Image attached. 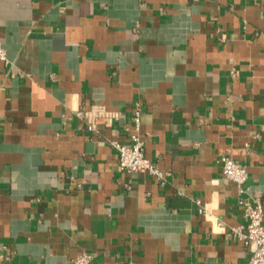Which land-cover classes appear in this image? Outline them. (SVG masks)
I'll return each instance as SVG.
<instances>
[{
  "label": "crops",
  "instance_id": "crops-1",
  "mask_svg": "<svg viewBox=\"0 0 264 264\" xmlns=\"http://www.w3.org/2000/svg\"><path fill=\"white\" fill-rule=\"evenodd\" d=\"M0 41V264L248 261L231 228L241 196L264 216V0H0ZM131 132L163 183L119 169Z\"/></svg>",
  "mask_w": 264,
  "mask_h": 264
},
{
  "label": "built area",
  "instance_id": "built-area-1",
  "mask_svg": "<svg viewBox=\"0 0 264 264\" xmlns=\"http://www.w3.org/2000/svg\"><path fill=\"white\" fill-rule=\"evenodd\" d=\"M0 60L7 61L5 48L0 41ZM76 115L85 119L88 128L96 129L100 123H109L111 114L96 107L95 109L84 111L77 110ZM134 127H139V105L134 108ZM110 144L117 150L118 167L122 171L129 173L142 172L154 176L158 181H165L164 172L145 155L144 140L137 132L130 133V141H119L113 139ZM222 174L225 178L234 181L240 192L243 191L242 184L247 177L246 166L234 159L229 154L221 155L218 158ZM200 204V201L197 200ZM201 205V204H200ZM238 205L242 208L245 223H240L232 227V231L241 239H244L250 246L251 254L246 263L243 264H264V216L263 204L259 198L247 199L238 198ZM205 210L200 206V211ZM92 256L88 252H81L75 255L71 264H90Z\"/></svg>",
  "mask_w": 264,
  "mask_h": 264
}]
</instances>
